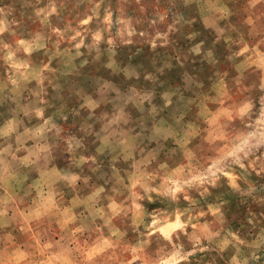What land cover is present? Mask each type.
<instances>
[{"label": "rangeland", "instance_id": "rangeland-1", "mask_svg": "<svg viewBox=\"0 0 264 264\" xmlns=\"http://www.w3.org/2000/svg\"><path fill=\"white\" fill-rule=\"evenodd\" d=\"M0 264H264V0H0Z\"/></svg>", "mask_w": 264, "mask_h": 264}]
</instances>
